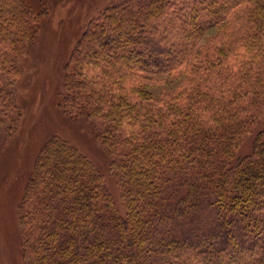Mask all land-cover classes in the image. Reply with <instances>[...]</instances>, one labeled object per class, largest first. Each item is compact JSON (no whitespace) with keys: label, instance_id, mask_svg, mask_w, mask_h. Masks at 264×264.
<instances>
[{"label":"trees","instance_id":"1","mask_svg":"<svg viewBox=\"0 0 264 264\" xmlns=\"http://www.w3.org/2000/svg\"><path fill=\"white\" fill-rule=\"evenodd\" d=\"M40 22L0 0L9 136ZM62 80L59 108L107 161L61 135L42 145L17 207L23 264H264V0H117Z\"/></svg>","mask_w":264,"mask_h":264},{"label":"rangeland","instance_id":"2","mask_svg":"<svg viewBox=\"0 0 264 264\" xmlns=\"http://www.w3.org/2000/svg\"><path fill=\"white\" fill-rule=\"evenodd\" d=\"M24 1L38 13L41 26L34 46L18 62L20 74L13 87L17 128L9 136L6 132L9 120L0 123V264L24 263L17 207L38 153L50 137H66L103 167L107 161L88 125L66 117L58 100L63 68L78 39L90 22L117 0ZM259 128H264V117ZM252 142L253 137L243 141L241 155L251 151ZM106 183L118 201L114 179L107 178Z\"/></svg>","mask_w":264,"mask_h":264}]
</instances>
